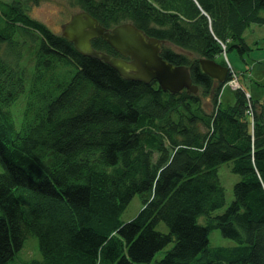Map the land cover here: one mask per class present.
<instances>
[{"label":"trees","instance_id":"1","mask_svg":"<svg viewBox=\"0 0 264 264\" xmlns=\"http://www.w3.org/2000/svg\"><path fill=\"white\" fill-rule=\"evenodd\" d=\"M72 1L107 29L131 22L164 40L162 57L187 66L198 91L124 78L23 2L0 0V264L30 236L42 258L23 264H264V97L237 89L223 106L224 84L198 62L251 51L244 32L264 25V0ZM26 89L18 130L12 106ZM226 163L239 179L214 214ZM135 195L142 205L124 221ZM214 229L234 244L210 245Z\"/></svg>","mask_w":264,"mask_h":264},{"label":"rangeland","instance_id":"2","mask_svg":"<svg viewBox=\"0 0 264 264\" xmlns=\"http://www.w3.org/2000/svg\"><path fill=\"white\" fill-rule=\"evenodd\" d=\"M2 1L7 3H13L17 1L23 2V6H25L24 8L27 10V13L31 18L43 23L51 31L58 34L62 33L64 25L71 19V16L74 13L81 11L78 8V5L72 3V0ZM1 23L2 20L0 19V24ZM244 37L247 44L252 48V50L248 53H244L243 58H240L237 51H235L236 49L229 50L228 53H226L225 49H223L222 55L216 58V60L213 59L219 64L227 66L228 74L230 75V79L225 80V82L223 83L224 85L219 96V102L223 106L233 104L235 100V90L237 89L245 90L247 96L249 95V93H251L254 97L258 95L264 97V25L252 24L244 32ZM16 38H20V36L17 34ZM27 46H25L26 48L23 52L27 55H25V59L22 58L21 61L24 63L22 67L25 70V74H28L30 81V79H32L33 62L29 58L32 57V50L35 49V45H31L30 43ZM43 88H45V85ZM27 98L28 95L26 89L24 94H22L12 106V111L16 119L15 121L18 130L22 127L20 123V117L24 112H26V103L29 99ZM40 99L41 96L35 93L33 99L35 104H39ZM41 101L43 104V99H41ZM229 165L230 164L226 163L218 167V175L225 190V204L222 208L216 210L214 214L222 213L233 199L232 187L233 184L239 179V176L231 171ZM141 205L142 204L140 196L135 195L122 213V219L124 221L131 219L138 212ZM209 243L212 246L234 244L231 239L224 237L218 229H214L209 233ZM161 256L162 252H159L156 255V258H160ZM41 258L42 257L38 249L37 238L34 236H30L24 241L21 250L16 253L14 258L7 264H23L24 261Z\"/></svg>","mask_w":264,"mask_h":264},{"label":"water","instance_id":"3","mask_svg":"<svg viewBox=\"0 0 264 264\" xmlns=\"http://www.w3.org/2000/svg\"><path fill=\"white\" fill-rule=\"evenodd\" d=\"M61 35L77 52L104 61L124 78L144 83L155 80L162 90L171 93L183 89L192 93L198 91L187 66L175 65L162 57L161 48L165 41L148 36L131 22L107 29L91 14L81 10L71 16ZM95 38L105 40L120 57L93 48L91 41ZM198 62L205 74L218 82H225L227 66L208 58H199Z\"/></svg>","mask_w":264,"mask_h":264},{"label":"flooded vegetation","instance_id":"4","mask_svg":"<svg viewBox=\"0 0 264 264\" xmlns=\"http://www.w3.org/2000/svg\"><path fill=\"white\" fill-rule=\"evenodd\" d=\"M117 53V52H116ZM118 54V53H117ZM119 56L118 57H120V54H118ZM125 58H127V59H129V57H125Z\"/></svg>","mask_w":264,"mask_h":264}]
</instances>
